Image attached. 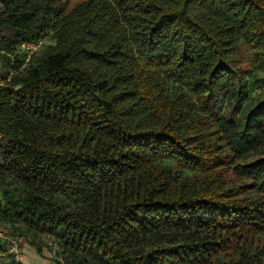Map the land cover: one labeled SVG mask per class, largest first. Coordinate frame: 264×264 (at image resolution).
Masks as SVG:
<instances>
[{
    "label": "trees",
    "instance_id": "trees-1",
    "mask_svg": "<svg viewBox=\"0 0 264 264\" xmlns=\"http://www.w3.org/2000/svg\"><path fill=\"white\" fill-rule=\"evenodd\" d=\"M69 1L0 0V264H264V0Z\"/></svg>",
    "mask_w": 264,
    "mask_h": 264
},
{
    "label": "rangeland",
    "instance_id": "rangeland-1",
    "mask_svg": "<svg viewBox=\"0 0 264 264\" xmlns=\"http://www.w3.org/2000/svg\"><path fill=\"white\" fill-rule=\"evenodd\" d=\"M82 0H70L69 6L74 7L78 2ZM53 43L52 35L48 34L43 38L41 41L42 45ZM15 52H19L18 46L14 48ZM237 62L236 67L240 72H243L247 68L250 67L249 70L255 69L253 62V55L251 54V51L246 48V46H243L239 52L236 54ZM248 60V62L246 61ZM2 78V75H0ZM253 95L259 93V90L254 87ZM18 242V252L16 251H10L15 254V257L18 255L19 259H15V261L19 264H55V257L56 255L55 251H58V247L54 244L52 247V251L50 249H46L45 253L43 255H40L36 252L35 248L32 247L28 241L24 238L21 240H16ZM14 257V258H15Z\"/></svg>",
    "mask_w": 264,
    "mask_h": 264
},
{
    "label": "built area",
    "instance_id": "built-area-1",
    "mask_svg": "<svg viewBox=\"0 0 264 264\" xmlns=\"http://www.w3.org/2000/svg\"><path fill=\"white\" fill-rule=\"evenodd\" d=\"M23 47L26 48L27 50H29L30 51V54H31V53H33L37 49V44H34V43L26 44V43H24L23 44ZM30 54H29V56H30ZM11 73H13V71H11ZM3 82H4V80L0 78V84H3ZM12 250L13 251H16V252L19 251L18 248L16 247V245L13 246ZM16 259L17 260L19 259V256L18 255L16 256Z\"/></svg>",
    "mask_w": 264,
    "mask_h": 264
},
{
    "label": "crops",
    "instance_id": "crops-1",
    "mask_svg": "<svg viewBox=\"0 0 264 264\" xmlns=\"http://www.w3.org/2000/svg\"><path fill=\"white\" fill-rule=\"evenodd\" d=\"M1 66H2V64L0 63V70H1Z\"/></svg>",
    "mask_w": 264,
    "mask_h": 264
}]
</instances>
